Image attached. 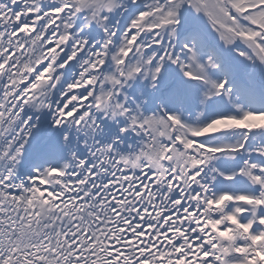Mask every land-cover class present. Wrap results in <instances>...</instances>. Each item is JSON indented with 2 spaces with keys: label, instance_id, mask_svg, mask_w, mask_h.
Returning a JSON list of instances; mask_svg holds the SVG:
<instances>
[{
  "label": "snow or ice",
  "instance_id": "6c2138e0",
  "mask_svg": "<svg viewBox=\"0 0 264 264\" xmlns=\"http://www.w3.org/2000/svg\"><path fill=\"white\" fill-rule=\"evenodd\" d=\"M0 264H264V0H0Z\"/></svg>",
  "mask_w": 264,
  "mask_h": 264
}]
</instances>
